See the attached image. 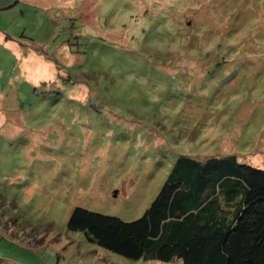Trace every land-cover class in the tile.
<instances>
[{
    "label": "rangeland",
    "instance_id": "obj_1",
    "mask_svg": "<svg viewBox=\"0 0 264 264\" xmlns=\"http://www.w3.org/2000/svg\"><path fill=\"white\" fill-rule=\"evenodd\" d=\"M0 36V264H165L73 210L138 220L181 157L264 170V0H0Z\"/></svg>",
    "mask_w": 264,
    "mask_h": 264
},
{
    "label": "trees",
    "instance_id": "obj_2",
    "mask_svg": "<svg viewBox=\"0 0 264 264\" xmlns=\"http://www.w3.org/2000/svg\"><path fill=\"white\" fill-rule=\"evenodd\" d=\"M68 230L130 260L264 264V170L236 156L181 157L142 218L75 208Z\"/></svg>",
    "mask_w": 264,
    "mask_h": 264
},
{
    "label": "crops",
    "instance_id": "obj_3",
    "mask_svg": "<svg viewBox=\"0 0 264 264\" xmlns=\"http://www.w3.org/2000/svg\"><path fill=\"white\" fill-rule=\"evenodd\" d=\"M6 39H8V38H6ZM3 40V36H0V43L1 44H3V45H6V44H4L5 42L7 43V40ZM13 48H18L17 47V45H14L13 46ZM35 52V53H34ZM34 52H33V55H37L38 57H33L34 58V61L33 62H35V61H38V60H41L39 57V55L36 53V51L34 50ZM49 70V68L48 67H46V64H44L43 62H42V60L41 61H38V62H35V68L34 69H32L35 73H33L32 75H31V81L33 82V83H39L40 82V77L38 76L37 77V75L38 74H41V73H45V71L46 70ZM36 71H38V72H36ZM38 73V74H37ZM46 74H48V73H46Z\"/></svg>",
    "mask_w": 264,
    "mask_h": 264
}]
</instances>
